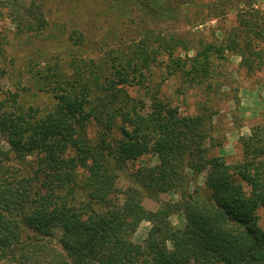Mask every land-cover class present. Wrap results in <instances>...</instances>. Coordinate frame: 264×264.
Instances as JSON below:
<instances>
[{"label":"trees","instance_id":"trees-1","mask_svg":"<svg viewBox=\"0 0 264 264\" xmlns=\"http://www.w3.org/2000/svg\"><path fill=\"white\" fill-rule=\"evenodd\" d=\"M113 1L136 7L147 26L177 20V6L191 3ZM236 1L239 25L222 45H203L194 57L183 40L161 33L155 39L156 30L148 28L133 53L73 59L37 72L35 85L53 95L52 108L24 107L18 94L0 99V264H264L257 217L264 209V128L241 139L244 159L229 165L205 147L206 117L183 116L157 98L143 112L125 90L146 84L156 64L199 83L210 76L212 58L225 60L226 53L241 58L248 73L261 70L264 12L241 8L243 0L220 3ZM1 5L19 33L48 26L35 2ZM70 38L84 45L77 32ZM179 48L185 56L175 54ZM146 155L158 159L136 175L147 180L149 195H178L157 210L145 208L140 188L119 185L127 165ZM190 166L204 175L203 193L190 191ZM175 215L182 227L172 223ZM143 222L151 228L137 244L133 237Z\"/></svg>","mask_w":264,"mask_h":264},{"label":"rangeland","instance_id":"rangeland-1","mask_svg":"<svg viewBox=\"0 0 264 264\" xmlns=\"http://www.w3.org/2000/svg\"><path fill=\"white\" fill-rule=\"evenodd\" d=\"M3 1L6 0H0V48L4 51L0 55V99L18 94L24 107L42 110L52 108L54 98L35 85L37 72L47 74L57 63L67 67L73 59H109L108 53L111 58L122 52L133 53L152 32L146 31L148 28L156 30L155 39L161 33L168 39L183 40L191 49L187 54L194 57L203 45H222L228 30L239 25L237 1L225 6L220 0H191L189 9L180 3L177 20L147 26L136 7L119 5L113 0H22L26 6L33 2L41 5L48 22L43 32L27 34L18 32L8 10L2 8ZM243 1L241 8L251 4L264 12V0ZM198 17L203 20L200 24ZM74 32L83 36L84 45L73 44L70 37ZM258 50L264 53V42L259 43ZM175 54L183 57L186 52L179 48ZM225 56V60L212 58L210 76L199 83L192 84L180 75L171 76L165 67L156 64L151 66L146 84L126 86L125 90L143 112L157 98L177 107L183 116L206 117L205 147L209 154L234 165L244 159L241 139L250 137L253 129L264 128V65L261 70L248 73L240 65L241 58L232 53ZM157 164L156 157L146 155L130 162L121 173L119 185L140 188L147 210H157L164 202L178 200L172 192L151 197L147 180L136 176L140 169ZM192 170L191 166L187 170L190 191L203 193L204 175ZM257 217L259 227L264 229V209L257 212ZM171 221L175 227L183 226L182 217L175 215ZM150 228L149 222H143L133 241L143 244Z\"/></svg>","mask_w":264,"mask_h":264}]
</instances>
